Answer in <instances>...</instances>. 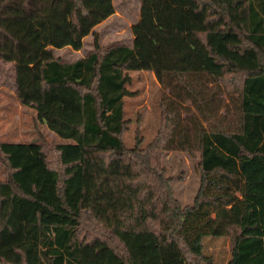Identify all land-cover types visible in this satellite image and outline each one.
<instances>
[{"label":"trees","instance_id":"1","mask_svg":"<svg viewBox=\"0 0 264 264\" xmlns=\"http://www.w3.org/2000/svg\"><path fill=\"white\" fill-rule=\"evenodd\" d=\"M114 12L0 0V81L74 141L0 142V264H216L214 238L225 264H264V0H140L133 45L102 47L93 29ZM90 34L85 56H54ZM133 71L165 92L158 136L127 149ZM173 150L198 155L190 205L164 175Z\"/></svg>","mask_w":264,"mask_h":264},{"label":"rangeland","instance_id":"2","mask_svg":"<svg viewBox=\"0 0 264 264\" xmlns=\"http://www.w3.org/2000/svg\"><path fill=\"white\" fill-rule=\"evenodd\" d=\"M114 14L94 27L93 32L98 37L99 45L109 47L123 44L133 45L131 27L139 19L140 0H112ZM94 34V35H95ZM94 35L90 34L83 39V46L76 51L69 47L53 49L55 57L62 61L72 62L93 50ZM130 82L127 89L133 96L124 98V119L127 129L122 134V142L127 149L136 145L140 139L141 147L149 145L159 134L160 104L164 97V90L157 83L152 73L133 71L129 73ZM0 81V142L29 143L38 142L54 146L57 143H74L65 140L51 132L45 124L36 118L33 109L21 105L11 87V79ZM182 118L186 113L181 111ZM198 155L191 156L181 150L167 152L162 159L165 177L170 179L174 197L182 205L193 203L200 183V174L197 168ZM5 175L0 165V180ZM207 241L205 253H211L216 264H225L228 258V239L214 238Z\"/></svg>","mask_w":264,"mask_h":264},{"label":"crops","instance_id":"3","mask_svg":"<svg viewBox=\"0 0 264 264\" xmlns=\"http://www.w3.org/2000/svg\"><path fill=\"white\" fill-rule=\"evenodd\" d=\"M131 37L133 38V35Z\"/></svg>","mask_w":264,"mask_h":264}]
</instances>
